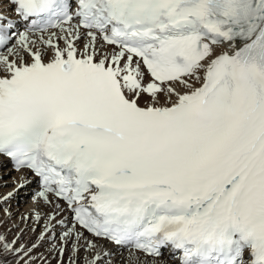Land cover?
Wrapping results in <instances>:
<instances>
[{
    "label": "snow or ice",
    "instance_id": "obj_1",
    "mask_svg": "<svg viewBox=\"0 0 264 264\" xmlns=\"http://www.w3.org/2000/svg\"><path fill=\"white\" fill-rule=\"evenodd\" d=\"M6 2L0 157L38 179L44 228L0 232V264L57 226L68 264H114L100 241L127 264H264V0Z\"/></svg>",
    "mask_w": 264,
    "mask_h": 264
},
{
    "label": "bare ground",
    "instance_id": "obj_2",
    "mask_svg": "<svg viewBox=\"0 0 264 264\" xmlns=\"http://www.w3.org/2000/svg\"><path fill=\"white\" fill-rule=\"evenodd\" d=\"M0 8H3V10L6 11L9 15L14 16V13L10 11L6 0H5V3L0 5ZM61 43H63V42H61ZM83 43H84V41L81 40L80 44L82 45ZM105 47L108 50H110V46H105ZM179 90H183V89H179ZM24 174H27L29 180L32 182L27 184L22 189L17 190L15 192V194L13 196L9 197L7 200L0 199V205L1 206L4 204L7 205V208L9 209V211H8L9 215H15V216H17V218L24 219L25 220L24 222L26 223V227L32 226L31 227L32 229H36V228H38L40 223H42L43 220H41L37 223L36 216H35V209H36L37 205L35 204V202L33 200V196H34L36 190L38 189L37 184L35 182V179H33V177H31L28 174L27 170H23L22 172H17L16 170L13 169V167L9 163L8 159H6L4 157H0V176L2 177L0 179V192L2 193V196L0 198L6 197L9 192H13V190L16 189V187H17V183L19 181L20 176L24 175ZM50 199H52L54 202L52 205H45L43 203V201L40 202V208H41L42 213H47V212L53 211L55 208V205L59 204V202L55 198H53L51 195H50ZM57 219H59L58 214H57ZM62 219H65V218H62ZM62 227L63 226H57L56 227V229H55V232L57 233L56 239L53 240L50 238L49 239L50 241H55V242L59 241V235L58 234L61 231ZM40 230L42 231L43 228L40 227ZM85 235H89V234L85 233ZM46 239H48V238H46ZM100 243L105 244L106 247L111 248L116 253L114 256V264H127V261L129 259V250H127V253L126 252L124 253L123 251H120L119 248H116L115 246L108 244L105 241H100ZM83 254L85 255V253L82 251L80 253V256ZM127 254H128V256H127ZM135 257L138 260V264H144L145 259H149L148 256L143 255L142 253H140L138 251L135 252ZM159 260H162L164 262V264H178L177 261L175 259L171 258V256H169V255L163 256V257L159 258ZM150 264H153V262L151 261Z\"/></svg>",
    "mask_w": 264,
    "mask_h": 264
},
{
    "label": "rangeland",
    "instance_id": "obj_3",
    "mask_svg": "<svg viewBox=\"0 0 264 264\" xmlns=\"http://www.w3.org/2000/svg\"><path fill=\"white\" fill-rule=\"evenodd\" d=\"M1 178L2 177L0 176V179ZM1 196L2 193L0 192V197ZM61 207L62 205L60 206V208ZM8 211L9 209L7 208V205L5 204L2 206L0 205V232L7 233L9 238H13L14 236L17 235V233H21L19 236V243L24 244L27 247H31L33 243L37 242V238L39 237L41 232L40 227L44 228V221L40 223L38 228L32 229L31 228L32 226L26 227V223L24 222L25 221L24 219L17 218V216L15 215H9ZM59 212L60 211H58V214ZM60 216L63 217L64 212H62ZM49 239L50 238L45 239L43 242L40 243V245L36 249L32 251L31 255L35 258L33 264H60L61 260H63L64 264H68L69 257L75 258L74 254L71 251L70 246L65 250L64 255L61 257L58 254L59 241L55 242V241H50ZM123 252L127 253V251H123ZM84 259H85L84 254L81 256L79 255L78 264H84ZM151 261L153 262V259L150 258L145 259L144 264H150Z\"/></svg>",
    "mask_w": 264,
    "mask_h": 264
}]
</instances>
